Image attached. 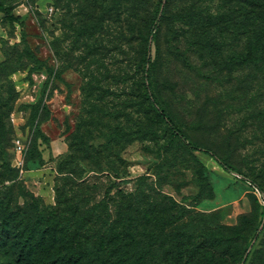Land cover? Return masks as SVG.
<instances>
[{
  "label": "rangeland",
  "instance_id": "rangeland-1",
  "mask_svg": "<svg viewBox=\"0 0 264 264\" xmlns=\"http://www.w3.org/2000/svg\"><path fill=\"white\" fill-rule=\"evenodd\" d=\"M246 3L0 0V207L54 206L78 176L116 209L152 175L158 264L189 256L182 231L206 264H264V21Z\"/></svg>",
  "mask_w": 264,
  "mask_h": 264
},
{
  "label": "trees",
  "instance_id": "trees-1",
  "mask_svg": "<svg viewBox=\"0 0 264 264\" xmlns=\"http://www.w3.org/2000/svg\"><path fill=\"white\" fill-rule=\"evenodd\" d=\"M168 1L165 0V3ZM246 1V5L251 4L257 14L263 13L264 21V0ZM163 16L164 10L156 20H162ZM196 29L194 27L193 31ZM154 30L152 26L149 33L154 34ZM255 32L259 34L257 36H260V40L253 44V55L255 58H261L264 57V22L262 28H257ZM194 46L198 50H206L209 47L203 38L195 39ZM148 62H152V57L148 58ZM161 115L167 118L164 111ZM168 122L173 133L177 134L189 149L211 153L219 158L229 171L234 170L226 159L212 150L195 147L194 142L189 140L170 118ZM152 178V175L139 177L135 190L122 192V203L116 205V209L111 207L112 197L109 195L99 200L92 199L94 186L88 179L78 176L68 177L69 182L59 185L54 206L40 204V201H26V206L23 207H0V260L9 264H158L155 259L157 242L154 235V229L157 227L154 223L157 206L151 193L155 186L146 182ZM146 185L149 190L145 189ZM93 200L96 202L93 203ZM40 208L43 210L41 217L30 214L32 209ZM113 215L120 218L112 220ZM164 219L162 226L165 229L162 232L168 236L169 217ZM181 234V253H188L189 256L182 257L180 264H206L198 242L191 245L189 240L186 241V233L182 231ZM211 241L217 243L214 239ZM162 242L167 244L166 240ZM249 254L246 249L241 254V261L246 262ZM196 259L198 261H195ZM161 264H169V259L164 258Z\"/></svg>",
  "mask_w": 264,
  "mask_h": 264
},
{
  "label": "built area",
  "instance_id": "built-area-1",
  "mask_svg": "<svg viewBox=\"0 0 264 264\" xmlns=\"http://www.w3.org/2000/svg\"><path fill=\"white\" fill-rule=\"evenodd\" d=\"M16 144H17L19 150L24 149V141L21 138L16 139Z\"/></svg>",
  "mask_w": 264,
  "mask_h": 264
}]
</instances>
